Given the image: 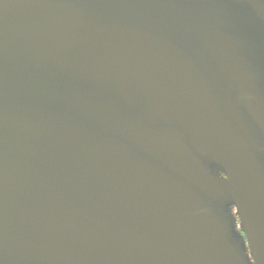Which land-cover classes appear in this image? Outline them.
Wrapping results in <instances>:
<instances>
[{"label": "water", "instance_id": "1", "mask_svg": "<svg viewBox=\"0 0 264 264\" xmlns=\"http://www.w3.org/2000/svg\"><path fill=\"white\" fill-rule=\"evenodd\" d=\"M0 264H264V0H0Z\"/></svg>", "mask_w": 264, "mask_h": 264}]
</instances>
